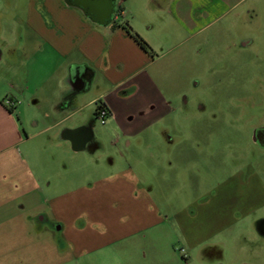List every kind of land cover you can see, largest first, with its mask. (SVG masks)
I'll return each instance as SVG.
<instances>
[{"label": "crops", "instance_id": "obj_1", "mask_svg": "<svg viewBox=\"0 0 264 264\" xmlns=\"http://www.w3.org/2000/svg\"><path fill=\"white\" fill-rule=\"evenodd\" d=\"M111 1L114 15L106 23L87 17L64 0L30 2L26 28L36 53L25 57L30 64L26 73L32 80L30 86L18 89L17 96L30 97L32 102L26 105L32 116L25 115L18 100L17 117L0 103V133L9 130L10 146L50 134L63 150L58 157L44 159L50 172L60 175L59 185L50 188L48 173L46 191L35 185L32 191L40 194L30 191L26 206L18 203V211L27 213L28 227L49 233V225L63 234L64 246L75 253H93L138 236L151 239L159 231L166 234L163 225L170 217L178 224L181 241L193 248L205 239L200 240L206 229L198 223L205 215L214 216L216 234L234 224L237 213L248 215L258 207L247 209L243 200L247 198L232 192L228 183L236 175L226 179L224 188L217 183L200 189V173L190 167L197 165L184 163L187 155L179 147L183 139L168 132H147L175 111L152 69L174 49L221 24L248 0ZM51 56L56 68L40 85L34 84L40 74L35 66ZM52 82L48 98L42 90ZM99 103L121 133L110 144L117 160L108 161V170L102 163L91 169L93 173L75 177L70 171L72 160H83L91 168L92 161L103 162L108 153L105 134L96 133ZM30 155L26 161L33 164ZM44 160L34 165L42 166ZM34 165L28 167L30 178L38 173L30 169ZM188 179H194L192 207L180 204L174 211V199H189Z\"/></svg>", "mask_w": 264, "mask_h": 264}, {"label": "rangeland", "instance_id": "obj_2", "mask_svg": "<svg viewBox=\"0 0 264 264\" xmlns=\"http://www.w3.org/2000/svg\"><path fill=\"white\" fill-rule=\"evenodd\" d=\"M30 2L0 0V103L12 110L14 117L18 115L16 100L22 104L21 110L23 107L26 110L25 115L32 116L26 105L30 97L17 96L18 89L30 86L32 80L26 73L30 64L25 57L36 53L26 28ZM56 63L51 56L35 66L40 74L34 77V84L40 85L47 79ZM152 70L175 111L170 119L147 132H168L178 140L183 139L179 147L187 155L184 163L197 165L190 167L200 173V189L206 190L217 183H222L224 188L226 179L236 175L237 179L228 186L232 192L235 190L247 198L243 199L247 209L258 208L244 216L237 213L235 223L216 234L214 216L205 215L198 222L206 229L199 235L200 240L205 239L193 248L181 241L178 224L170 217L163 225L166 234L163 230V234L159 231L151 239L138 236L93 253L83 250L75 253L64 246L62 233L49 225V233L28 227L27 213L18 211V203L25 205L26 195L35 185L46 191L48 173L50 188L59 185L60 175L50 172L45 158L52 159L63 149L50 134L10 146L12 135L3 129L0 133V264H264V149L253 141L254 128L264 127V0H248L198 40L171 51ZM53 88L52 82L42 91L49 98ZM95 123L96 133L105 134L108 153L103 162L92 161L91 168L83 160H72L70 171L75 177L91 172L102 163L108 170V161L117 158L110 144L121 133L109 118L105 124L95 118ZM123 142L124 139L121 145ZM29 154L33 164L26 161ZM41 160H44L42 166L34 165V161ZM116 164L119 166V161ZM32 165L30 169H37L38 175L30 178L28 167ZM193 182L194 179L187 181L189 199L182 202L174 199V211L180 204L192 207ZM160 189L161 186L156 188V192ZM182 250L186 254L184 258Z\"/></svg>", "mask_w": 264, "mask_h": 264}, {"label": "flooded vegetation", "instance_id": "obj_3", "mask_svg": "<svg viewBox=\"0 0 264 264\" xmlns=\"http://www.w3.org/2000/svg\"><path fill=\"white\" fill-rule=\"evenodd\" d=\"M74 8H79L83 13L91 19L97 20L105 12V1L106 0H64ZM30 3L28 4V8ZM114 15V12H113ZM113 15L110 20L113 19ZM27 24V21H26ZM1 60V51H0ZM253 141L261 149H264V127L256 126L253 130Z\"/></svg>", "mask_w": 264, "mask_h": 264}, {"label": "water", "instance_id": "obj_4", "mask_svg": "<svg viewBox=\"0 0 264 264\" xmlns=\"http://www.w3.org/2000/svg\"><path fill=\"white\" fill-rule=\"evenodd\" d=\"M113 12H114V3L111 0H106L104 15H102L99 19H97V21L100 23H103V22L106 23L110 21L113 15Z\"/></svg>", "mask_w": 264, "mask_h": 264}, {"label": "built area", "instance_id": "obj_5", "mask_svg": "<svg viewBox=\"0 0 264 264\" xmlns=\"http://www.w3.org/2000/svg\"><path fill=\"white\" fill-rule=\"evenodd\" d=\"M98 108V107H97ZM97 118L100 119L102 124H105L106 119L109 117V112L105 107H99V109H97ZM181 253L183 254V258L186 257V254L184 253V250L181 251Z\"/></svg>", "mask_w": 264, "mask_h": 264}, {"label": "trees", "instance_id": "obj_6", "mask_svg": "<svg viewBox=\"0 0 264 264\" xmlns=\"http://www.w3.org/2000/svg\"><path fill=\"white\" fill-rule=\"evenodd\" d=\"M135 39H136L137 41H139V43H141V40H138L137 37H135ZM141 45L143 46L144 44L142 43ZM143 47H144V46H143ZM97 107H98L97 109H99V107H105V106H104L103 104L99 103ZM105 108H106V107H105ZM96 112H97V110H96ZM95 116H96V118H97V113H95Z\"/></svg>", "mask_w": 264, "mask_h": 264}]
</instances>
